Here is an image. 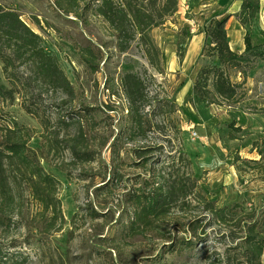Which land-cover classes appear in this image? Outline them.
<instances>
[{
    "label": "rangeland",
    "instance_id": "rangeland-1",
    "mask_svg": "<svg viewBox=\"0 0 264 264\" xmlns=\"http://www.w3.org/2000/svg\"><path fill=\"white\" fill-rule=\"evenodd\" d=\"M209 1L188 12L178 5L149 30L157 70L120 2L119 19L112 17L133 33L126 52L115 23L95 11L101 0H0L39 37L51 66L45 72L36 53L0 34V84L16 94L0 99V149L25 142L41 170L2 164L4 255L27 264H264V251L252 259L249 248L253 236L264 246V60L224 68L237 95L211 105L188 100L211 60L206 38L193 65L183 66L189 42L216 16L233 15L226 29L238 55L247 34L264 51V20L244 28L225 10L230 2ZM127 75L142 82L134 121ZM156 190L171 195L168 208L139 226L134 196Z\"/></svg>",
    "mask_w": 264,
    "mask_h": 264
},
{
    "label": "trees",
    "instance_id": "trees-1",
    "mask_svg": "<svg viewBox=\"0 0 264 264\" xmlns=\"http://www.w3.org/2000/svg\"><path fill=\"white\" fill-rule=\"evenodd\" d=\"M122 3L124 12H126L127 19L132 23L134 29L141 36L146 46L148 58L150 63L158 70L161 65L160 50L149 36V30L153 27L164 25L168 17L174 16L178 12V0H101L96 6L95 11L100 16H106L115 21L119 19L117 16L116 3ZM113 16V17H112ZM260 16H264V0H243L240 10L237 12L236 18L244 28L252 27ZM125 17V18H126ZM233 15L220 14L213 18L208 27L206 28V43L208 44V53L211 58L207 66L202 67L195 79L193 90L189 99L197 100L203 105L215 104L218 98L223 100L232 101L237 95L236 87H234L228 75L225 73L224 68L241 70L244 65H248L254 60H264V51L262 44L255 45L252 42L249 34L245 36L244 42L246 49L242 54H236L231 50L226 25ZM17 13L4 12V8L0 6V34L7 36L8 39L13 41L15 45H20L25 50H31L36 53V57L41 64V68L48 72L51 68L47 62V58L43 49L40 46V39L37 35L30 32L25 26L23 21L19 19ZM220 18V19H219ZM115 23V22H114ZM115 31L122 39L120 47L123 52L129 49L130 42L127 38H132V32L127 30L124 21L115 23ZM180 64L184 61V50L181 45L177 52ZM202 56L205 57V48ZM0 59L7 60V57L0 55ZM9 64V63H8ZM7 64V65H8ZM242 71V70H241ZM1 74V71H0ZM57 78L68 85L67 79L63 73H58ZM58 81V79H56ZM123 86L126 95L131 105V116L134 121L137 117L138 106L144 101L143 92L141 90L142 82L134 75H127L123 81ZM15 91L13 88H8L7 85L0 84V99L1 100H15ZM186 100V103L188 102ZM136 115V116H135ZM10 124L15 128V131H20V126L17 122L10 118ZM260 155L264 156V152ZM15 159L20 165L29 168L33 173L41 174L40 167L35 165V159L31 157L27 145L23 141L10 140L3 149H0V169L5 159ZM256 164V162H255ZM47 181V176H43ZM135 205L139 209L137 214L136 223L141 226L142 223L148 222L151 217L162 216L170 203L171 195L158 193L157 190L153 194L143 193L140 196L135 195ZM226 210H219L217 212L223 213ZM135 223V224H136ZM137 225V226H138ZM252 233L255 230H251ZM261 241V240H260ZM256 238L251 237L249 248L252 249L250 256L252 259H260L263 255V245L261 243L255 245ZM250 257V258H251ZM26 256L4 255L0 251V264H27Z\"/></svg>",
    "mask_w": 264,
    "mask_h": 264
},
{
    "label": "crops",
    "instance_id": "crops-1",
    "mask_svg": "<svg viewBox=\"0 0 264 264\" xmlns=\"http://www.w3.org/2000/svg\"><path fill=\"white\" fill-rule=\"evenodd\" d=\"M179 1H180L179 7L182 8V10L184 12L190 11L193 8V6L196 4L201 5L200 4L201 0H179ZM242 1L243 0H210L209 2H211V3L215 2V4L219 5L220 7L224 4H226L227 2H230L226 6L225 10L230 12L233 9V13H237V11L241 7ZM201 6H202V8H207L206 5H201ZM208 6H210V5L208 4ZM261 17H263L262 19L264 20V16H261ZM204 38H205V35L204 36L199 35L197 37L194 36V38L191 40V42H189L188 51L186 53L185 62L183 64V66L185 68H186V66L191 67L193 65L194 60H195L194 57L197 54L199 55L200 50H201L202 45H203L202 43L204 41ZM228 38L230 40V36H228ZM241 43L242 44H238L237 49L240 50V52H243L246 49V43L243 41ZM231 48L233 50V43L232 42H231ZM173 60H174L173 64H175L176 66L179 65V62L176 60V58H174Z\"/></svg>",
    "mask_w": 264,
    "mask_h": 264
},
{
    "label": "built area",
    "instance_id": "built-area-1",
    "mask_svg": "<svg viewBox=\"0 0 264 264\" xmlns=\"http://www.w3.org/2000/svg\"><path fill=\"white\" fill-rule=\"evenodd\" d=\"M198 138V134H194L193 135V139L195 140V139H197Z\"/></svg>",
    "mask_w": 264,
    "mask_h": 264
}]
</instances>
